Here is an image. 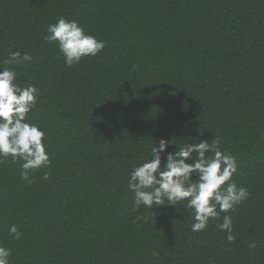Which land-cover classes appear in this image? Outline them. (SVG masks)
<instances>
[{"label": "trees", "instance_id": "1", "mask_svg": "<svg viewBox=\"0 0 264 264\" xmlns=\"http://www.w3.org/2000/svg\"><path fill=\"white\" fill-rule=\"evenodd\" d=\"M61 17L104 49L68 67L45 40ZM14 51L32 57L11 67L39 89L26 121L51 163L29 184L0 160L10 264H264V0H0V64ZM216 137L248 199L199 232L183 204L133 211L128 180L155 143Z\"/></svg>", "mask_w": 264, "mask_h": 264}, {"label": "clouds", "instance_id": "2", "mask_svg": "<svg viewBox=\"0 0 264 264\" xmlns=\"http://www.w3.org/2000/svg\"><path fill=\"white\" fill-rule=\"evenodd\" d=\"M47 32L45 40L58 42L68 67L84 57L97 56L105 47L104 41L86 34L76 21L63 17L49 24ZM31 60L29 54L14 51L0 64L3 69L0 71V160L9 157L13 161L22 160L21 178L29 184L32 170L51 163L43 143L45 132L26 121L38 99L39 89L35 85L21 87L17 84V72L11 67ZM220 143L219 137L211 143L200 140L183 144L161 138L151 148V159L134 167L130 174L128 188L134 193L133 211L141 206L183 204L195 221L191 225L193 232L206 230L210 219L234 211L250 194L232 179L238 171L237 162L231 153L220 149ZM172 146L178 150L169 151ZM49 176L50 173L45 172L43 179L48 180ZM219 228L227 232L229 243L235 240L230 215L223 216ZM9 232L15 239L22 236L15 224L10 226ZM249 247L255 248L256 244ZM10 256L11 250L0 245V264H10Z\"/></svg>", "mask_w": 264, "mask_h": 264}]
</instances>
